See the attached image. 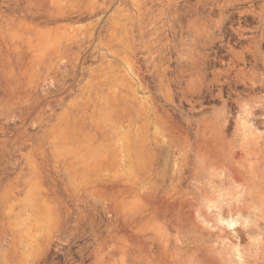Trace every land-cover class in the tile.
<instances>
[{
	"label": "rangeland",
	"instance_id": "obj_1",
	"mask_svg": "<svg viewBox=\"0 0 264 264\" xmlns=\"http://www.w3.org/2000/svg\"><path fill=\"white\" fill-rule=\"evenodd\" d=\"M0 264H264V0H0Z\"/></svg>",
	"mask_w": 264,
	"mask_h": 264
},
{
	"label": "bare ground",
	"instance_id": "obj_2",
	"mask_svg": "<svg viewBox=\"0 0 264 264\" xmlns=\"http://www.w3.org/2000/svg\"><path fill=\"white\" fill-rule=\"evenodd\" d=\"M250 123V122H248ZM238 183L244 185V182L243 181H237ZM244 192H246V190H244ZM225 207L224 204H222L221 202H216L215 204L212 205V212L215 213L213 215V217H215V219H212L213 217H211L212 221L210 222V219L209 220H205V219H202L203 222H205L206 224H210L213 222L214 220V225H218L219 227H221V230H231L232 232L236 233L235 229L237 226H243V228L245 227V224H248L249 221L247 219L243 220V221H240L238 219V217L240 216V207L239 206H236L234 204H228V211H225L223 208ZM228 213V216L227 218H224L222 216V213ZM233 212H235L234 215H238L236 218L233 217ZM232 213V215H231ZM227 215V214H226ZM216 221V222H215ZM212 225V224H210ZM245 232H249L248 230H246Z\"/></svg>",
	"mask_w": 264,
	"mask_h": 264
}]
</instances>
